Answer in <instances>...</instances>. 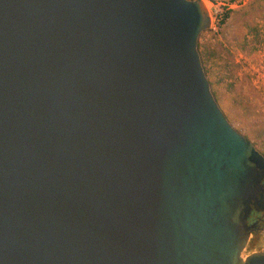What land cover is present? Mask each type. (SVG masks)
Listing matches in <instances>:
<instances>
[{
	"label": "water",
	"instance_id": "obj_1",
	"mask_svg": "<svg viewBox=\"0 0 264 264\" xmlns=\"http://www.w3.org/2000/svg\"><path fill=\"white\" fill-rule=\"evenodd\" d=\"M210 25L203 0H0V264H264V155L210 91Z\"/></svg>",
	"mask_w": 264,
	"mask_h": 264
},
{
	"label": "rangeland",
	"instance_id": "obj_2",
	"mask_svg": "<svg viewBox=\"0 0 264 264\" xmlns=\"http://www.w3.org/2000/svg\"><path fill=\"white\" fill-rule=\"evenodd\" d=\"M240 1L247 0H203L211 25L200 32L197 51L207 58L201 62L203 71L227 121L264 155V49H241L246 29L237 13ZM249 243L243 257L260 249V244L250 249Z\"/></svg>",
	"mask_w": 264,
	"mask_h": 264
},
{
	"label": "trees",
	"instance_id": "obj_3",
	"mask_svg": "<svg viewBox=\"0 0 264 264\" xmlns=\"http://www.w3.org/2000/svg\"><path fill=\"white\" fill-rule=\"evenodd\" d=\"M219 1L223 2L224 0ZM234 2L235 0H228L227 3L232 4ZM238 4L240 5V8L237 10V13L241 15V18H243L246 29L243 39L244 42L241 46V49H264V0H247L245 2L240 1ZM200 56L201 62L204 63L207 61V58L204 57V55L201 54ZM252 234L256 235V233ZM258 245L257 239L253 237L248 247L252 249L254 246Z\"/></svg>",
	"mask_w": 264,
	"mask_h": 264
},
{
	"label": "flooded vegetation",
	"instance_id": "obj_4",
	"mask_svg": "<svg viewBox=\"0 0 264 264\" xmlns=\"http://www.w3.org/2000/svg\"><path fill=\"white\" fill-rule=\"evenodd\" d=\"M264 184V179H263ZM249 224H253L254 231L252 236L256 239H259L264 231V191L262 196L258 197L257 203L253 206V209L247 219Z\"/></svg>",
	"mask_w": 264,
	"mask_h": 264
},
{
	"label": "built area",
	"instance_id": "obj_5",
	"mask_svg": "<svg viewBox=\"0 0 264 264\" xmlns=\"http://www.w3.org/2000/svg\"><path fill=\"white\" fill-rule=\"evenodd\" d=\"M259 247H260V249H264V235H263V238L261 240V243H260Z\"/></svg>",
	"mask_w": 264,
	"mask_h": 264
}]
</instances>
